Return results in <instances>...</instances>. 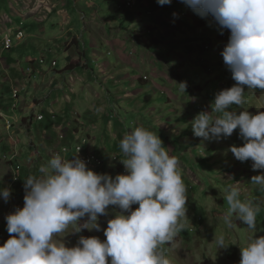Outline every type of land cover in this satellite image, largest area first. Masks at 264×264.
I'll return each instance as SVG.
<instances>
[{
    "label": "rangeland",
    "instance_id": "obj_1",
    "mask_svg": "<svg viewBox=\"0 0 264 264\" xmlns=\"http://www.w3.org/2000/svg\"><path fill=\"white\" fill-rule=\"evenodd\" d=\"M24 1L29 2V6L24 5ZM74 1L14 0L13 9L2 17L6 27L9 25L14 30L12 47H7L1 36L5 28L0 25V187L10 188L16 168L10 161L14 152L21 157L14 163L23 168L22 175L25 177L39 175L38 167L46 165L57 149L58 144L51 141L54 138L52 129L47 131V135L40 128L39 135L38 129L44 122L35 118L31 131L36 135L34 144L41 142L38 144L40 162L38 166H32L28 158L34 152L31 148L34 144L25 127L21 126L22 117L43 112L50 122L48 112L55 111L62 119L51 122L53 132L57 131L55 123L64 122L72 137L78 133L87 135L94 129L85 128L83 121L73 114L71 117L63 116V105L70 102L73 103L71 110L80 114L78 106H83L80 109L86 113L83 116L89 117L92 122L90 126L103 117L98 114H103L106 109L114 110L126 129L121 131L122 138L135 127L142 126L140 120H147L150 124L147 129L157 133L169 154L178 158L186 186L187 217L183 219L184 228L174 244L164 246L166 257L171 264H239L240 247L245 246L253 233L235 216L231 224L225 222L228 205L224 197L231 186H237L242 199L259 205L255 236L264 235V189L251 183V177L259 174V170L254 172L250 160L240 162L228 151L233 144H243L238 130L229 138L217 142L196 137L191 127L199 112L211 110L215 94L235 83L220 54L230 32L224 30L221 34L211 17L201 18L180 0H172L166 5H159L157 0H140L132 8L123 5V0ZM114 10L117 18L110 16ZM19 28L25 33L20 39L17 37ZM180 28L184 32L181 35ZM185 32L189 35H184ZM156 39L160 40L158 44L153 43ZM85 50L88 59H91L92 69L84 65L87 62L83 55ZM123 50L132 52L141 63L142 57H146V63L139 70L141 77L152 80L150 74L153 75V69H158V72L160 70L168 75L171 71L172 81L154 76L152 81L157 87H162L157 91L148 87L149 84H133L126 80L124 93L130 91L133 97L124 99L120 105L123 93L117 87L120 88L121 84H109L108 80H114V74L116 78L121 73L123 77L131 76L132 67L125 66L126 70L116 67L118 53ZM34 60L37 62L33 63ZM54 61L58 62L57 67L53 66ZM148 61L157 66L151 68ZM77 65L82 67L78 69ZM66 66L71 70L65 69ZM180 84L185 85V90ZM14 89L21 92L19 101L13 98ZM140 100L142 104L137 107ZM245 100L242 107L234 105L233 109L238 113L246 109L253 114L264 111L262 90L245 87ZM21 103V111L15 110V104ZM97 112L98 120L95 121ZM6 116L20 119L16 134L7 129ZM116 121L113 119V122ZM101 134L98 133V138L94 137L91 142L96 150L106 154L114 177L124 169L120 162L123 154L116 152V135L108 134L112 138L103 139ZM35 161L37 163L36 157ZM14 197L17 195L12 190V200L5 202L0 199V229L5 236L10 235L5 217L8 209L16 206ZM113 207L109 206L107 217H100L101 231L83 228L78 233H70L63 237L66 245L75 246L80 236L106 239L103 229L107 227V220L112 218ZM136 207L138 205H133V210ZM219 235L225 236L227 247L218 250L213 241ZM3 239L0 235V246Z\"/></svg>",
    "mask_w": 264,
    "mask_h": 264
},
{
    "label": "clouds",
    "instance_id": "obj_2",
    "mask_svg": "<svg viewBox=\"0 0 264 264\" xmlns=\"http://www.w3.org/2000/svg\"><path fill=\"white\" fill-rule=\"evenodd\" d=\"M139 2L123 0L122 3L132 8ZM171 2L157 0L159 5ZM180 2L201 18L211 17L221 34L224 30L230 32L220 54L235 81L231 87L215 94L210 111H201L194 117L193 134L205 141L219 142L238 130L243 144H233L228 151L240 162H252V170H259V174L251 177V183L264 189V111L253 114L246 109L239 113L233 109L234 105L240 108L246 103L245 87L264 92V0ZM110 16L117 18L115 10ZM0 25L5 28L2 38L9 37V47H12L13 27H6L5 22ZM23 31L17 29V37L20 32L25 36ZM83 55L87 57V51ZM53 66L57 67L58 62L54 61ZM65 69L71 70L67 66ZM180 85L185 90V85ZM15 90H18L17 96ZM12 92L13 98L19 101V89ZM21 107L22 103L14 106L20 111ZM49 116L50 122L62 119L52 110ZM35 118L44 122L49 117L43 112L22 117L21 126L27 130L32 144L36 137L31 131ZM5 123L9 132L16 134L20 119L6 116ZM55 126L57 131L54 133L52 128L51 141L58 144L57 149L46 165L38 167L39 175H22L23 168L14 163L21 158L18 153L14 152L10 159L16 167L15 173L10 188L0 187V199L12 200V190L17 197L13 198L16 206L9 208L5 217L10 235L5 236L0 229L4 237L0 264H171L164 246L174 244L184 228L187 197L179 160L169 154L160 136L137 126L117 140L114 146L118 145L116 152L123 154L120 162L124 169L113 177L106 154L95 149L89 134L78 133L72 137L64 122ZM67 140L69 143L65 144ZM31 148L34 152L28 159L32 166H38V144ZM224 199L228 205L225 222L231 224L235 216L253 233L245 246L240 247L239 264H264V235L255 236L260 206L242 199L237 186H231ZM133 205L138 207L133 210ZM109 206L114 207L112 218L103 229L106 239L80 236L75 246L66 245L63 237L70 233H78L83 228L101 231L99 220L109 215ZM213 242L218 250L227 247L224 235L216 236Z\"/></svg>",
    "mask_w": 264,
    "mask_h": 264
},
{
    "label": "crops",
    "instance_id": "obj_3",
    "mask_svg": "<svg viewBox=\"0 0 264 264\" xmlns=\"http://www.w3.org/2000/svg\"><path fill=\"white\" fill-rule=\"evenodd\" d=\"M28 3L29 2H27V1L25 2L24 1V5L29 6ZM64 4H67V3H64ZM14 5H15L14 4V0H0V24H2L3 22H5L2 19L3 15L6 14L10 9L12 10L13 7H14ZM82 5H83V3H82ZM111 8H114V6H111ZM31 12H35V11H31ZM26 14L28 15V13H26ZM22 16H24V15H22ZM22 16H20V18ZM109 17H107V18H109ZM20 18H19V20H20ZM107 25H110V24L107 23ZM123 35L125 36L124 33H123ZM117 36L120 37V35H117ZM124 36H123L124 39H128V38H125ZM85 58L88 59L87 57H85ZM117 59H118L119 62L116 65V67H119L120 66L124 70H126L125 69V66L126 67H129V68L132 67V69H134V70H132L131 76H125V77H123L124 74L121 73V74H119L120 77L119 78L118 77L116 78L115 77V74H114V78H113L114 80H112V81H109L108 80L109 84H111L112 82L121 84L120 85V88L117 87V89L120 90V91H122V93H123V95H122V102L119 101L120 102V105L123 103V100L124 99H130V98L133 97V95H132V93L130 91H126L124 93V90H125L124 83L126 82V80H130V82H132L133 84H137V83L145 84V85H148L149 84L150 86H148V87H150V88L151 87L152 88H156L157 91H159L160 89H162V87H157L155 81H152V80L155 79V77L156 78L159 77V78H163V79L168 78V79H170L172 81V79L170 77L171 71L169 72V75H168L167 73H163V72L161 73L160 70L158 72V69H153V72H154L153 75L150 74V77L152 78V80L149 79V78H147L146 76L141 77V74L142 73H140L139 70L146 63V57H144V56L142 57V63H141L140 60H139V58H137L135 55H133L132 52L123 50V51H119L118 56H117ZM149 64H150V67L151 68L157 66L156 63L149 62L148 61V65ZM84 65H86L88 68L92 69L91 59L89 58L88 61ZM113 71L115 72V69H113ZM93 72H95V71L93 70ZM93 72H90V74L93 73ZM101 72H103V70ZM176 77L180 78L179 75H177ZM192 97L194 98L193 95H192ZM139 104L140 105L142 104V100H140V101L137 102V107H138ZM72 107H73V103L72 102H70L69 104H64L63 105V108H62L63 116H67L68 115L69 117H71V114H73L74 116H77L78 117V120L83 121V124L82 125L85 128L87 127L88 129H90V128L94 129L95 133H91V132H94V131H89V133H88L89 135H92L93 136L92 139L95 140V138H98V133H102L101 135H102V138L103 139L104 138H112V136H109L108 134H114V135H116V137L114 138L115 141L122 139V134H123L122 132L126 131V129H125L123 123L120 122V119L118 118L120 116L119 115L116 116L114 114V110L111 111L109 109H106L103 114H98V112H97L96 115H95L96 116L95 121L98 120L97 119V117H98L97 114L100 115V116H103V117L100 120H98V123L97 124H94V125L90 126L89 123H92V122L90 121L89 117L83 116L84 114H86L85 111H82L81 110V109H83V106H81V107L78 106V110L81 112V114L79 112H77V110H71ZM87 111L89 112L90 110L88 109ZM92 114H94V110L92 111ZM134 116H135V114H134ZM113 119H115L117 121L116 122H113ZM140 122H141V125L144 128H146V129L150 125V124H148V121L147 120L146 121H141L140 120ZM87 125H89V126H87ZM88 129L86 131H88Z\"/></svg>",
    "mask_w": 264,
    "mask_h": 264
},
{
    "label": "trees",
    "instance_id": "obj_4",
    "mask_svg": "<svg viewBox=\"0 0 264 264\" xmlns=\"http://www.w3.org/2000/svg\"><path fill=\"white\" fill-rule=\"evenodd\" d=\"M110 6H114L113 4H111ZM152 30H153V28H152ZM179 35H181V34H183L184 32H183V28H180L179 29ZM186 34H184V35H189L187 32H185ZM183 36V35H182ZM178 38V37H177ZM154 42H156L157 44H158V42H160V40H158V39H156V40H154L153 41V43ZM23 106V105H22ZM44 111V110H43ZM48 114H49V112H48ZM47 119H45V121H44V123L43 124H41V126L39 127V129H38V134L40 135V128H42V131H43V129H45V130H51L52 129V123L51 122H49V121H46ZM53 134V133H52ZM37 144H39V143H41V142H36ZM34 144V145H37V144ZM64 143L65 144H68L69 142H68V140L67 141H64Z\"/></svg>",
    "mask_w": 264,
    "mask_h": 264
},
{
    "label": "built area",
    "instance_id": "obj_5",
    "mask_svg": "<svg viewBox=\"0 0 264 264\" xmlns=\"http://www.w3.org/2000/svg\"><path fill=\"white\" fill-rule=\"evenodd\" d=\"M131 1H135V0H131ZM22 36H23V33L20 32L19 35H18V37L21 38ZM5 43H6V45H7L8 47L11 46V40H10L9 37L6 38ZM14 92H15V96H17V94H18V90H15ZM41 118H42V117H41ZM87 160H88V161H91L90 158H88Z\"/></svg>",
    "mask_w": 264,
    "mask_h": 264
}]
</instances>
